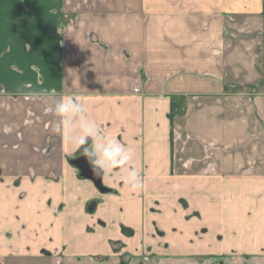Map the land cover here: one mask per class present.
Returning <instances> with one entry per match:
<instances>
[{
	"label": "crops",
	"instance_id": "1",
	"mask_svg": "<svg viewBox=\"0 0 264 264\" xmlns=\"http://www.w3.org/2000/svg\"><path fill=\"white\" fill-rule=\"evenodd\" d=\"M0 264H264V0H0Z\"/></svg>",
	"mask_w": 264,
	"mask_h": 264
},
{
	"label": "clouds",
	"instance_id": "2",
	"mask_svg": "<svg viewBox=\"0 0 264 264\" xmlns=\"http://www.w3.org/2000/svg\"><path fill=\"white\" fill-rule=\"evenodd\" d=\"M81 111L86 113L87 112L86 107L82 105L80 102L79 104H77L74 100L73 101H60V102H57V105H56V113L62 116H71ZM88 131L92 132L93 129L89 128ZM81 143H83V141H81ZM118 154H119L118 149L105 153V155L113 162H115V157ZM85 158H88L87 152L85 153ZM88 162L90 166L92 167L93 173L96 174L97 176L102 177L103 168H100V165L103 164V161L97 162V161H92L90 158H88ZM104 167H108V165H104ZM98 168H100L99 171H97ZM141 187H142V182L140 179H138V181L134 183L132 187L130 188L132 190H137Z\"/></svg>",
	"mask_w": 264,
	"mask_h": 264
},
{
	"label": "water",
	"instance_id": "3",
	"mask_svg": "<svg viewBox=\"0 0 264 264\" xmlns=\"http://www.w3.org/2000/svg\"><path fill=\"white\" fill-rule=\"evenodd\" d=\"M88 158H90L93 161V158L91 156H88ZM88 158L82 157L79 158L77 160H75L72 164L73 166H75L76 168H78L81 171V175L82 177L91 180L95 186L97 187V189L101 192H106L107 189L103 187L102 184V178L103 176H97L96 174L93 173L92 167L90 166L89 162H88ZM100 169L98 168L97 171H99ZM103 175V173H102Z\"/></svg>",
	"mask_w": 264,
	"mask_h": 264
}]
</instances>
